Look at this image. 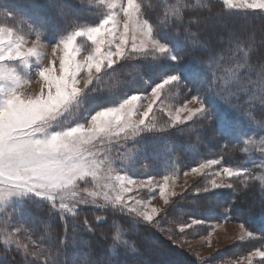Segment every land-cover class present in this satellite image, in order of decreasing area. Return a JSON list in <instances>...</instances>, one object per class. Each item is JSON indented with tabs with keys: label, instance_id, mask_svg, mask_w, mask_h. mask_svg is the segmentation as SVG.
<instances>
[{
	"label": "snow or ice",
	"instance_id": "1",
	"mask_svg": "<svg viewBox=\"0 0 264 264\" xmlns=\"http://www.w3.org/2000/svg\"><path fill=\"white\" fill-rule=\"evenodd\" d=\"M221 2L228 10L264 11V0ZM88 4L103 10L98 23L68 19L73 17L71 11L59 3L50 5L59 17L65 19V30L55 37L56 43L52 47L54 59H49L47 64L43 62L48 55L43 40L53 38L48 35L55 29L52 19L36 17L34 24H28L26 34L22 29L0 24V218L23 217L26 202L38 199L46 201L62 219L65 214L75 217L82 206L97 209L110 206L145 222L157 223V217L165 213L166 208L125 195L134 189L139 191L154 187L152 177L136 181L117 171V166L123 169L139 159L138 150L126 147L129 142L138 143L147 134L163 133L168 127L194 118L215 122L222 133H236L238 138L247 136V130L252 125H264V121L257 122L252 115L243 113H238L233 123L229 114L237 113V107L231 103L220 105L221 101L238 97L234 87L242 81L255 86L251 98L264 104V65H250L247 53L241 62L232 50L236 42L230 39L219 53L198 62L195 71L181 65L179 31L170 33L172 22H184L185 10L201 8L210 12L207 0H195L194 3L188 0H159L162 14L155 24L146 18L145 0H88ZM201 19L211 22L213 17ZM201 19H189L187 23L198 24ZM24 23L26 21L22 19L21 24ZM32 34L35 40L29 45L26 37ZM236 48L239 50L238 43ZM135 58L153 62L167 60L175 70L151 87V99L146 107L143 102L148 97L137 92L91 111L87 105L97 93L108 92L111 97L116 96V85L104 88L105 77H115L121 62ZM226 61L229 66H225ZM241 69H246L243 76ZM33 74L37 77L39 90L26 93L24 89L33 82ZM190 76L201 77L205 94L193 96L190 101L176 107V115L173 116L170 111L172 106L165 101L177 96L178 92L173 89ZM241 90L247 92L248 88L245 86ZM194 102L199 107L190 108L188 105ZM158 103L161 105L158 110L167 113L170 123L160 124L157 121L154 106ZM182 112L186 115L181 116ZM240 142L245 145L242 150L245 154L250 147L258 145L260 154L264 156V137L258 141L248 137ZM165 162L171 165L170 172L163 177V183L155 184V188L165 206H174L170 197L179 194L170 191L169 181L171 179L174 183L178 170L171 155L165 157ZM220 162L208 160L193 167L191 172L206 175L207 169ZM184 175L188 176V173ZM213 177L238 179L245 189L258 182L264 191V160L255 172L247 167L225 166L213 173ZM89 183L92 187H80ZM222 187L233 189L235 185L217 183L213 178L205 187L196 188V192L211 193ZM100 200L103 203H98ZM96 219L100 221L101 217ZM202 223L192 219L191 223L181 225L179 230L183 232ZM84 225L91 231L86 219ZM114 228L110 250L118 254L121 247H129V242L124 238L126 232L122 226L114 225ZM240 229L239 241L255 238L254 233L243 224ZM22 231L26 233L20 227L11 230L4 227L0 230L3 237L0 243L9 250L14 248L22 253L27 264H67V261L61 260V249L67 247L66 237L61 239L59 246L50 240L47 247H42L36 241H22ZM27 239L30 240V237ZM29 257L31 260H28ZM256 258L264 264V250L257 248L231 264H254ZM86 264L92 262L86 261Z\"/></svg>",
	"mask_w": 264,
	"mask_h": 264
},
{
	"label": "trees",
	"instance_id": "2",
	"mask_svg": "<svg viewBox=\"0 0 264 264\" xmlns=\"http://www.w3.org/2000/svg\"><path fill=\"white\" fill-rule=\"evenodd\" d=\"M188 2L194 3L195 0ZM207 2L210 5V12L201 8L185 10L184 22H172L170 33L179 31L178 41L182 47L181 65L189 71H195L198 62L206 61L213 53H219L230 39L239 44L237 50L236 43H233L232 50L241 58V62L247 53L246 59L250 65L254 67L264 65V13L228 10L220 0H207ZM54 3L63 5L66 10L73 13V17L68 19L77 18L80 23L94 24L98 23L100 18L99 7L89 6L79 0H0V18L6 19L4 14L9 13L15 18L25 20L28 24H34L36 17L52 19L55 29L48 35L53 38L44 40L55 44V37L65 30V19L59 17V14L50 7ZM145 4L146 18L155 24L162 14V6L159 5V0H145ZM149 5L151 7H148ZM208 16L213 17L211 22H204L201 19ZM193 18L201 19V22L188 24L187 21ZM225 66H229L227 61ZM174 70L175 67L167 60L153 62L135 58L121 62L117 75L113 78L105 77L104 83L105 89L113 85L117 86L116 96L111 97L108 92H99L89 101L87 107L94 111L99 107L109 106L115 100L127 95L147 91L155 83L160 82L164 75L171 74ZM245 71L246 69H241L242 74ZM252 78L255 79L254 76ZM118 81L123 83L117 84ZM182 82L187 85L193 96L205 94L201 77L190 76L187 81L182 80ZM238 97L243 106L237 107V113L229 114V119L233 123L236 122L238 113H243L245 107L256 117H260L261 111L264 113V106L258 108L254 105H261L259 100H254V104L251 102L246 105L247 102L244 100H251L249 95L244 93ZM221 103L223 104V101ZM213 130L221 140V155L225 165L248 167L249 164L244 162L245 155L241 151L242 137L238 138L236 133H222L215 122L199 119L167 128L163 138L172 147V151L174 150L179 165L194 167L208 155L206 144ZM232 184L235 187L226 190L227 209L224 210L223 215L229 220L244 223L257 236V241L264 243V191L261 190V185L253 182L245 189L238 180H234ZM199 195L188 196L173 206V212L177 214L178 220L183 219L186 214L200 219L211 217V204L206 208L210 201L207 200L208 202L203 204L206 196L200 199ZM186 201H189V204ZM97 217H101V220L97 221ZM85 219L91 231L84 225ZM166 219L170 222V219L174 218L166 217ZM5 220L25 229L30 241H36L42 247H47L50 240H54L59 246L61 239L66 237L67 247L61 249V260L67 261V264L73 262L86 264V261H91L92 264H165L166 261L171 264H204L172 242L169 234L165 235L155 223H146L110 208L84 207L75 217L65 214L62 219L46 201L33 199L26 202L23 217L14 215L10 220L6 217L0 218V227L4 225ZM162 222L164 225L165 221ZM114 225L122 226L126 232L124 238L129 242V247H121L118 254L110 250L115 233ZM149 240L154 242V245L150 244L152 242ZM148 243L152 245L150 248H147ZM0 264H27V261L22 253L14 248L9 250L0 243Z\"/></svg>",
	"mask_w": 264,
	"mask_h": 264
},
{
	"label": "rangeland",
	"instance_id": "3",
	"mask_svg": "<svg viewBox=\"0 0 264 264\" xmlns=\"http://www.w3.org/2000/svg\"><path fill=\"white\" fill-rule=\"evenodd\" d=\"M79 1L89 5L88 0H79ZM102 11L103 10L101 9L100 12ZM234 11H239V10H234ZM248 11L264 13V11H260V10H248ZM239 12H244V11H239ZM4 15L6 16L7 20L0 18V24L22 29L23 33L25 34L28 33L29 31L28 23L21 24L22 19L15 18L12 15H9V13ZM26 38L28 39L30 45L31 41L35 40V35L34 34L28 35ZM43 43L45 44L46 46L45 50L48 53V55L46 56L43 62L44 64H47L49 59H54V57H52V47L54 44H50L45 40H43ZM56 66L58 67V59L56 62ZM241 75L243 76L244 74H242L241 72ZM31 79L33 82L24 89L26 93H35L39 90V83L37 82V77L33 74ZM245 86L248 88L247 92L241 90ZM254 90H255L254 85H248L244 81H242L240 85L234 87V91H238L239 95H243L244 93L249 95L251 100L249 99L244 100L245 102H247L246 105L251 104V102L254 104L255 103L254 100H259V99L251 98L252 97L251 94L253 93ZM173 91L178 92V95L175 96L173 99L166 100L165 103L172 106L170 108V111L172 112L173 116H175L176 115L175 108L183 105L185 101H190L193 95L189 92L187 85L184 84V82L182 81L175 89H173ZM141 93L148 97V99L143 102L146 107L147 103L151 99V87L147 91H143ZM239 98L240 97L234 98L229 102L235 105L236 107L239 106L241 107L243 106V103L241 104L239 102ZM223 103H228V101L225 100L223 101ZM220 104L221 106H223L221 102ZM259 104L261 105H257V104L254 105L258 108H263L262 106H264V104L260 102ZM188 106L190 108L199 107V105L195 102L189 104ZM160 107L161 105L159 103L154 106V114L157 121L160 124L170 123L167 113L158 110ZM247 109L248 108L245 107L243 114L252 115L255 121L257 122L264 121V113L262 111L260 112L261 114L260 117H256L250 112H248ZM141 111H143V109H141ZM180 115L184 116L186 115V113L182 112L180 113ZM196 120H199V118H194L192 121H196ZM192 121H188L184 124H188L189 122ZM180 125L183 124L177 123L175 126H180ZM262 128H264V125H261L260 123L252 125L247 130V136L242 137V139L252 137L254 140L258 141L261 137H264V130H262ZM214 132L215 131L213 130V134L209 136V138L210 137L211 138L209 142L206 144L208 155L205 157V159L201 160L200 163L194 166L197 167L198 165L205 163L208 160H213V159L220 160L221 161L220 164L214 165L210 169L206 170L207 172L206 175L194 174L191 172V169L193 167H183L179 165L177 158L174 155L175 154L174 150L172 151V147L169 146L167 141L163 138V134H165L166 131H164L163 133L147 134L142 139H139L138 143L129 142L126 145V147L129 149L138 150L139 159L131 166L123 169L117 166V171H119L121 175L127 174L136 181H141V180L146 181L149 177L153 178L154 187L152 189H143L139 191H136L134 189L132 193H127L125 195L126 196L133 195L134 197L141 199L145 202L150 201V203L153 206H156L158 208H166V212L162 213L159 217H157L158 222L155 224L159 226V228L161 229L162 232H164L165 235L169 234V237L172 242H174L183 250L189 252L191 255L202 261L204 264H231V262L240 261V258L242 256H247L248 253L255 251V249L257 248L264 250V243L262 241H257L256 239L257 236L255 234H254L255 236L254 239L245 240L243 242L238 240V237L241 235V229H240L241 224H243L247 230L249 231L251 230L244 223L240 221L229 220L223 215L225 212L224 210L227 209V203H226L227 202L226 190L228 189L227 187L215 189L211 193L196 192V188L205 187L207 182L213 178L216 179L217 183H224V184L233 183L234 180H238L235 178L230 180L228 178H223V177H213V173L219 172L223 167L226 166L224 163V158L221 155V148H220L221 140L218 137V135L215 134ZM244 147L245 145L243 144L242 150ZM242 154L245 155L244 162H247L246 163L247 165L249 164L247 168L253 169L254 172L258 170L259 164L262 162V160H264V156H262L259 152L258 145L255 148L250 147V151L247 154H245L242 151ZM168 155H171V157L175 162V167L178 170L174 183L170 179L169 184H170V191H175L179 195L175 197H170V200H172L173 204L175 205L176 203H178V201L180 203L181 199L187 198L188 196H192L194 194H200L199 195L200 199L201 197L206 196L205 201L203 200V204H206V201L208 200L210 201V203L206 205V208L207 207L209 208L210 204L212 208L211 217H209L208 219L194 218L190 214H186L184 215L183 219L180 218L178 220L177 214L173 212L174 211L172 209L173 205H169V206L164 205L163 199L160 197L158 189L155 188V184L163 183V177L165 175H168L170 172L171 165L165 162V157ZM237 167H243V166H237ZM185 172L188 173V176L184 175ZM86 186L92 187L91 183H89L88 185L85 184L80 185L81 188H84ZM110 194L114 195L115 193H110ZM186 202L188 203L189 201ZM98 203H103V201L100 200L98 201ZM84 207H92V206H82L81 208ZM107 208L119 211L118 209H113L110 206ZM166 217L174 218V219H170L172 223H170L171 221L168 222ZM192 219L201 220L203 221V223L199 225H194L192 228L185 229L183 232H181L179 230L180 226L191 223ZM162 221H165L164 225H162L163 224ZM3 224L5 226L1 225L0 230H2L4 227H7L8 230L18 227L17 225L15 226L10 222H7V224L3 222ZM20 238L22 241L30 243V240L27 239L26 233L24 231L20 233ZM2 240L3 237L0 236V241ZM149 241L152 242L151 240ZM150 244L154 245V242ZM150 244L148 243L147 248H150L152 246ZM29 259H31V257H29L28 260ZM165 264H171V263L166 261ZM254 264H261L259 258H256V260H254Z\"/></svg>",
	"mask_w": 264,
	"mask_h": 264
}]
</instances>
